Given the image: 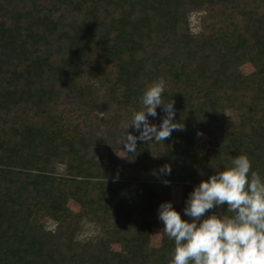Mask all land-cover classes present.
Instances as JSON below:
<instances>
[{
	"label": "trees",
	"instance_id": "1",
	"mask_svg": "<svg viewBox=\"0 0 264 264\" xmlns=\"http://www.w3.org/2000/svg\"><path fill=\"white\" fill-rule=\"evenodd\" d=\"M158 77L185 127L125 152ZM241 153L264 176V0H0V264H169L159 204Z\"/></svg>",
	"mask_w": 264,
	"mask_h": 264
},
{
	"label": "clouds",
	"instance_id": "2",
	"mask_svg": "<svg viewBox=\"0 0 264 264\" xmlns=\"http://www.w3.org/2000/svg\"><path fill=\"white\" fill-rule=\"evenodd\" d=\"M165 89L163 77L145 86L141 106L127 125L139 135L124 134L125 152L136 153L138 140L164 142L173 131L184 129L175 119L174 101L162 98ZM157 106L165 113L159 126L148 119L157 116ZM161 172L170 174L171 165H163ZM225 205L231 215L210 211ZM182 211L190 219L183 218L171 201L161 202L157 209L164 234L174 242L169 264H264V176L252 170L246 153L193 185Z\"/></svg>",
	"mask_w": 264,
	"mask_h": 264
},
{
	"label": "rangeland",
	"instance_id": "3",
	"mask_svg": "<svg viewBox=\"0 0 264 264\" xmlns=\"http://www.w3.org/2000/svg\"><path fill=\"white\" fill-rule=\"evenodd\" d=\"M190 18H191V22H194V16H193V14L192 15H190ZM196 25V24H195ZM249 70V68H246V70ZM63 109L64 110H72V108H70V105H63ZM153 124H156L157 125V123H153ZM157 126H159V125H157ZM126 173L127 174H131V175H133V173H131L129 170H127L126 171ZM180 183H173L172 184V186H171V190H172V195H173V197H172V199H173V201L175 202V203H178L179 202V190H180ZM71 208V210L72 209H74V207H72V206H70ZM182 217L183 218H188V217H184V214L182 215ZM189 219V218H188ZM161 225L159 226V225H154V227H152V229H151V235H150V240H151V243L154 245V246H161L162 244H163V239H164V233H163V229H162V227H163V223H160ZM86 234H88V232H84V233H81L80 234V236L78 237L79 239H81V238H83V237H85L86 236Z\"/></svg>",
	"mask_w": 264,
	"mask_h": 264
}]
</instances>
